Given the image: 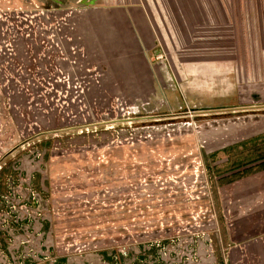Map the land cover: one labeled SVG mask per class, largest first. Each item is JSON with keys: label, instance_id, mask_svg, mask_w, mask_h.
I'll use <instances>...</instances> for the list:
<instances>
[{"label": "rangeland", "instance_id": "rangeland-1", "mask_svg": "<svg viewBox=\"0 0 264 264\" xmlns=\"http://www.w3.org/2000/svg\"><path fill=\"white\" fill-rule=\"evenodd\" d=\"M79 6L0 0V264L109 252L115 264H264V106L195 112L250 102L216 89L187 102L178 88L172 115L106 116L124 95L106 86ZM60 71L91 84L80 94Z\"/></svg>", "mask_w": 264, "mask_h": 264}, {"label": "crops", "instance_id": "crops-1", "mask_svg": "<svg viewBox=\"0 0 264 264\" xmlns=\"http://www.w3.org/2000/svg\"><path fill=\"white\" fill-rule=\"evenodd\" d=\"M75 3L81 5V21L92 26V44L86 46L105 58L114 78H107L106 86L111 93L115 88L120 91L122 102L139 115L169 116L183 109L178 88L187 102L202 101V95L213 89L250 102L230 106L236 108L234 114L243 106H264L256 103L264 96V0ZM153 53L166 55L158 60ZM175 98L180 109L174 107ZM64 244L58 249L65 250ZM109 253H66L48 264H115L116 258Z\"/></svg>", "mask_w": 264, "mask_h": 264}, {"label": "built area", "instance_id": "built-area-1", "mask_svg": "<svg viewBox=\"0 0 264 264\" xmlns=\"http://www.w3.org/2000/svg\"><path fill=\"white\" fill-rule=\"evenodd\" d=\"M63 21H66V17L65 16H62V18H61ZM44 27L47 29V27H46V25H44ZM51 39H53V35H51ZM72 50H73V54H75V55H83V53H84V51L81 49V47H77V48H74V47H72ZM161 59H163V55H161ZM158 58V57H157ZM74 64L76 63L75 61L73 62ZM93 70V68L90 70V72ZM86 80V79H85ZM84 79H80L79 81H77V82H75V83H72L71 82V80H70V78L69 77H66V76H64V74H63V72H61L60 71V74L58 75V77H57V81L56 82H59V83H62V84H78L79 85V87H78V92H80V94H84L85 93V91L87 90V85H90L91 83H90V81H88V80H86L85 81ZM60 94H62V93H60ZM63 95V94H62ZM65 97V96H64ZM116 101V103L114 104V105H112V106H110L109 108H107L106 107V109L103 111V113L106 115V116H108V117H111V114H112V111L113 112H115L116 113V115L118 116L117 117V119H122V120H124V121H128V120H131V118H130V115L132 114L131 113V110H130V107L128 106V105H126L125 103H123L122 101H120L119 100V98H116L115 99ZM60 101H61V96H60ZM71 102L73 103V102H75V99H73V100H71ZM69 101L67 100V101H64L63 100V104L64 105H69ZM113 107V108H112ZM83 107H81V109H82ZM83 110V109H82ZM112 110V111H111ZM68 115L70 116V117H75L76 115H75V113H73V111L72 112H70V113H68ZM106 123V122H105ZM110 123V122H109ZM36 123H33V124H31L30 125V128H32L33 127V125H35ZM106 125H108V124H106ZM113 125V124H112ZM108 127V126H107ZM111 127V126H110ZM32 211V209L31 208H26V213H27V216H29L28 215V213H30ZM18 221V219H16L15 220V222H17ZM30 241L29 240H25V241H23L22 243H21V245H26V244H28ZM123 255H125L126 254V252H123L122 253ZM27 256V257H32V254H31V252H29V254L28 253H26V254H24V256ZM34 258H36L37 259V261H43V260H48L49 259V257L47 256V255H45V254H40L39 256H34ZM55 260V259H54ZM53 260V261H54ZM53 261H51V262H53Z\"/></svg>", "mask_w": 264, "mask_h": 264}, {"label": "water", "instance_id": "water-1", "mask_svg": "<svg viewBox=\"0 0 264 264\" xmlns=\"http://www.w3.org/2000/svg\"><path fill=\"white\" fill-rule=\"evenodd\" d=\"M53 3L57 4V1H54ZM232 107L203 108V110H204L203 112L217 111L219 109V110H223V111H233L231 113H236V110H232V109H235V108H232ZM194 111L195 112H199V111H197V109H195Z\"/></svg>", "mask_w": 264, "mask_h": 264}, {"label": "flooded vegetation", "instance_id": "flooded-vegetation-1", "mask_svg": "<svg viewBox=\"0 0 264 264\" xmlns=\"http://www.w3.org/2000/svg\"><path fill=\"white\" fill-rule=\"evenodd\" d=\"M58 4V3H57ZM55 5V4H54Z\"/></svg>", "mask_w": 264, "mask_h": 264}, {"label": "trees", "instance_id": "trees-1", "mask_svg": "<svg viewBox=\"0 0 264 264\" xmlns=\"http://www.w3.org/2000/svg\"><path fill=\"white\" fill-rule=\"evenodd\" d=\"M121 130V129H120ZM123 131V130H122Z\"/></svg>", "mask_w": 264, "mask_h": 264}]
</instances>
